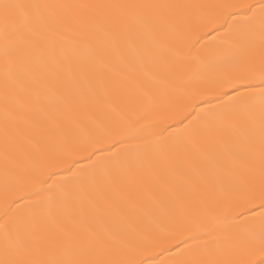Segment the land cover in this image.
I'll return each instance as SVG.
<instances>
[{
    "label": "snow or ice",
    "instance_id": "6c2138e0",
    "mask_svg": "<svg viewBox=\"0 0 264 264\" xmlns=\"http://www.w3.org/2000/svg\"><path fill=\"white\" fill-rule=\"evenodd\" d=\"M0 264H264V0H0Z\"/></svg>",
    "mask_w": 264,
    "mask_h": 264
}]
</instances>
